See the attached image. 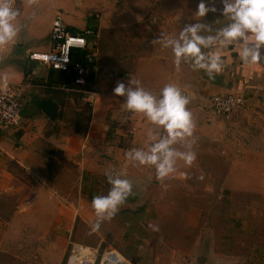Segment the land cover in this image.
I'll list each match as a JSON object with an SVG mask.
<instances>
[{
  "label": "crops",
  "instance_id": "1",
  "mask_svg": "<svg viewBox=\"0 0 264 264\" xmlns=\"http://www.w3.org/2000/svg\"><path fill=\"white\" fill-rule=\"evenodd\" d=\"M26 1L22 0L19 14L13 21L17 36L24 33L23 35L33 38L39 36L40 40L48 37V43L38 46L31 44L26 48L27 53L45 51L50 46V24L54 16L52 14L40 30L36 29L34 23L23 24L18 17L22 14ZM40 1L45 6L55 0ZM124 1L128 4L132 2ZM69 3L64 9L75 11L77 15L66 17L64 22L69 30L80 31L90 21L87 15L81 20L79 12L75 10V3ZM152 4L148 2L147 5ZM150 6L144 9H149ZM110 7L109 5L108 8ZM121 22L120 18L112 17L108 27L111 30L120 26ZM219 29L210 35L214 36ZM27 39L29 38L26 41ZM218 48L217 41L210 48L201 46V51L207 55L216 52ZM239 51V44L220 49L223 66L219 73H213L211 77L203 69L194 70L193 57L181 58L179 64L175 63V56L139 57L134 60L133 65H124L122 60L120 65H127L124 69L115 64L105 67L99 64L98 98L93 107H90L84 130L79 127L80 116L68 113L70 104L76 101L73 94L78 101L79 96L75 92L57 89L56 85L61 79L57 71L38 61H30L28 54L24 62L0 65V76L6 75L7 83L25 84L20 125L0 126V210L9 214L17 202H31L35 198L32 192L38 191L40 186L44 190H55V195H50V198H62L58 200L60 202L74 198L81 185L88 181V176L103 177L106 180V174L114 177L119 175L136 186L144 182L150 185L157 180L159 182L155 184L159 186L165 185L172 178L185 182L191 171L199 169L209 172L203 178L205 182L202 185L205 188L220 185L229 190L231 195L239 191L246 193L250 238L252 240L264 235V61L242 62ZM108 67L110 68L107 69ZM134 81H139L141 87L157 97L164 86L173 84L189 99L186 107L191 112L194 123L192 135L177 140L170 147L177 153L194 152L196 159L188 165L180 155L174 156L175 170L163 179L154 177L157 172L155 165L141 164L127 156V153L137 149L150 152L151 143L167 137L162 127L153 125L143 114L127 111L125 97L114 95L113 89L118 82H124L127 86ZM131 86L135 88L136 84L132 83ZM225 93L239 94L244 98V104L228 122L207 108L209 96ZM44 99L56 104L54 119H50L41 110L39 103ZM238 139H242L246 147ZM239 149L246 153V160L241 167H238L232 157ZM223 152L228 155L226 159ZM69 161L79 171V177L75 179L68 172ZM20 170L27 174L28 181L18 175ZM58 180L62 181L65 188L57 186ZM43 213L39 211L35 217L43 218ZM59 213L55 211L54 218H58ZM2 225L4 230L8 228L5 222ZM256 249L264 250V246Z\"/></svg>",
  "mask_w": 264,
  "mask_h": 264
},
{
  "label": "rangeland",
  "instance_id": "2",
  "mask_svg": "<svg viewBox=\"0 0 264 264\" xmlns=\"http://www.w3.org/2000/svg\"><path fill=\"white\" fill-rule=\"evenodd\" d=\"M70 1L75 3L81 20L89 12L95 14L91 23L99 32V64L104 67L115 64L124 69L127 65L123 64L133 65L139 57L174 56L173 46L168 42L178 40L185 25L197 22L209 25V30L198 33L206 37L230 23L221 15V0H214L217 12H209L202 18L195 14L200 0H132L129 4L124 0H55L45 6L40 0H27L18 19L23 24L34 23L40 30L52 14H60L63 21L77 15L65 10ZM21 2L16 0L14 6L18 13ZM146 6L151 8L144 9ZM112 17L122 22L110 30ZM23 34L0 46L1 66L24 62L28 45L48 43V37L40 40L39 36ZM73 97L76 101L70 104L68 113L80 116L79 127L84 130L91 110L74 94ZM222 155L224 159L228 156L226 152ZM232 157L241 167L246 153L239 149ZM69 162L68 172L75 179L79 171ZM208 174L197 169L189 173L185 182L172 178L159 186L155 184L157 180L150 185L132 184V195L111 220L100 222L98 230L92 229L96 221L92 198L108 194L111 185L107 176L106 180L88 176L79 194L62 202L58 201L62 198H50L55 190L40 186L32 192L35 198L31 202H17L9 214L0 210V221L8 227L4 230L0 225V264H67L71 242L115 249L130 264H264V250L256 249L264 246V235L251 240L248 233L246 193L231 195L220 185L205 188L203 178ZM18 175L29 180L21 170ZM58 181L57 186H63ZM39 211L44 212L43 218L35 217ZM55 211L60 212L58 218H54Z\"/></svg>",
  "mask_w": 264,
  "mask_h": 264
},
{
  "label": "clouds",
  "instance_id": "3",
  "mask_svg": "<svg viewBox=\"0 0 264 264\" xmlns=\"http://www.w3.org/2000/svg\"><path fill=\"white\" fill-rule=\"evenodd\" d=\"M12 3L13 0H0V46L6 45L17 35L13 21L19 13L13 9ZM221 3V15L230 23L220 28L214 36L198 35L202 30H209L210 26L197 22L185 25L180 31L179 39L168 42L173 46L176 64H179L181 58L193 57L194 70L203 69L211 77L213 73H219L223 66L220 49L237 44L240 45L239 58L242 62L264 61V0H221ZM209 12H217L214 0L210 3L200 0L195 11L196 16L206 17ZM217 41L219 48L216 52L206 55L201 51V46L210 48ZM0 81L7 86L6 75L0 76ZM132 83L136 84L135 88L131 86ZM113 93L117 97H125L127 111L143 114L153 125L162 127L167 133L166 138L150 144V152L137 149L127 153L128 158L141 164L155 165L158 179H163L175 170L173 157L176 155H180L188 165L193 163L196 159L194 152L177 153L170 147L177 140L191 136L194 129L192 114L186 107L189 99L178 87L168 84L157 97L141 87L139 81L130 82L127 86L124 82H118ZM149 139H152L151 136ZM106 175L111 185L108 194L92 198V208L96 216L93 230L99 229L101 221L111 220L132 195L133 186L130 180L119 175Z\"/></svg>",
  "mask_w": 264,
  "mask_h": 264
},
{
  "label": "built area",
  "instance_id": "4",
  "mask_svg": "<svg viewBox=\"0 0 264 264\" xmlns=\"http://www.w3.org/2000/svg\"><path fill=\"white\" fill-rule=\"evenodd\" d=\"M16 0H13L14 9ZM50 46L45 51H30V61L71 75L69 81L61 79L57 89L75 92L82 104L93 107L98 98L97 76L99 65V32L86 26L80 31H71L60 14H55L50 24ZM22 83L0 82V126H19L24 105ZM244 104L243 96L234 93L214 94L207 98V108L223 121L232 116ZM134 130L130 131L132 134ZM67 264H130L123 255L112 248L100 249L92 245L71 242L66 257Z\"/></svg>",
  "mask_w": 264,
  "mask_h": 264
},
{
  "label": "water",
  "instance_id": "5",
  "mask_svg": "<svg viewBox=\"0 0 264 264\" xmlns=\"http://www.w3.org/2000/svg\"><path fill=\"white\" fill-rule=\"evenodd\" d=\"M39 106H40L41 110L50 119H54L55 118L57 106H56V104L54 102H52L51 100L44 99V100L40 101Z\"/></svg>",
  "mask_w": 264,
  "mask_h": 264
},
{
  "label": "trees",
  "instance_id": "6",
  "mask_svg": "<svg viewBox=\"0 0 264 264\" xmlns=\"http://www.w3.org/2000/svg\"><path fill=\"white\" fill-rule=\"evenodd\" d=\"M94 15L95 14L93 12H89L87 14L88 20L90 21V24L88 26L92 27L93 29H96L97 27L94 24H91L92 20L94 19ZM71 31H78V30L72 29ZM58 73H59L61 79H64V80H67V81H69L71 79V75L70 74H67V73H64V72H58Z\"/></svg>",
  "mask_w": 264,
  "mask_h": 264
}]
</instances>
